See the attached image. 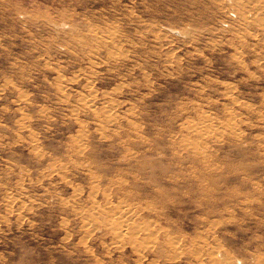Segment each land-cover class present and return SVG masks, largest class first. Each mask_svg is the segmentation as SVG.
Instances as JSON below:
<instances>
[{"label": "rangeland", "instance_id": "obj_1", "mask_svg": "<svg viewBox=\"0 0 264 264\" xmlns=\"http://www.w3.org/2000/svg\"><path fill=\"white\" fill-rule=\"evenodd\" d=\"M0 264H264V0H0Z\"/></svg>", "mask_w": 264, "mask_h": 264}, {"label": "bare ground", "instance_id": "obj_2", "mask_svg": "<svg viewBox=\"0 0 264 264\" xmlns=\"http://www.w3.org/2000/svg\"><path fill=\"white\" fill-rule=\"evenodd\" d=\"M233 101V100H232ZM109 118H112L111 115H107ZM231 121V120H230ZM238 121V120H237ZM223 129H222V132L224 130H226V133L230 136L232 135H235L236 134V127L237 125L235 124L234 121H231V122H227L226 125L222 126ZM217 128V127H216ZM218 131V130H217ZM216 130H214V126H210L209 122H205L203 123L201 126L197 127L196 129L193 128V126H190L188 128V134L191 132L193 133V137L194 138H201L203 140L205 139H210V138H215L216 137V133H217ZM225 133V132H224ZM201 139V140H202ZM191 146V145H190ZM196 146H191V149L193 150V152L195 153V155L197 156H200L201 154H203V151L202 153H200V150H198L197 148H195ZM79 148H76V151H78ZM118 228V227H117ZM116 228V231H115V235L116 236H119L121 235L122 233H124V230L121 228V230H123L122 232H119L118 229ZM263 259V258H262ZM261 261L260 258H258V262Z\"/></svg>", "mask_w": 264, "mask_h": 264}]
</instances>
